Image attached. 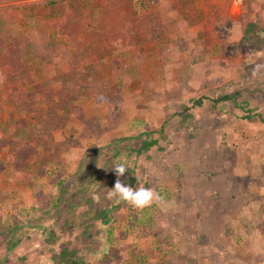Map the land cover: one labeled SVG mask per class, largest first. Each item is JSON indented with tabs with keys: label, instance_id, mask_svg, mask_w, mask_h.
Returning <instances> with one entry per match:
<instances>
[{
	"label": "crops",
	"instance_id": "obj_1",
	"mask_svg": "<svg viewBox=\"0 0 264 264\" xmlns=\"http://www.w3.org/2000/svg\"><path fill=\"white\" fill-rule=\"evenodd\" d=\"M8 2L0 1V215L14 264H57L55 256L70 239L60 224H71L78 214L98 210L105 201L101 196L94 203L87 198L88 189L102 183L108 190L113 187L115 174L106 182L104 169L127 163L119 155L120 148H129L128 135H136L137 142L154 134L149 141L156 140L155 147L158 134L176 135L181 126L176 124L185 123L186 114L196 108L213 110L219 125L230 117L224 130L217 125L204 135L184 138L187 148L201 151L196 164L189 165L193 168L186 171L179 151L173 168L163 167L184 178L192 172L193 180L206 182H215V175L202 168L205 144L220 128L238 152H244L257 131L255 139L264 147V122L250 119L262 116L254 103L264 109V95L248 104L237 96L216 108L211 100L216 90H238L247 67L264 63V43H249L264 36V0ZM23 39L24 57L18 59L11 43ZM113 92L122 95V102L118 117L111 120L109 104L100 97ZM224 106L230 107L228 114L222 112ZM54 123L58 128L45 132V125ZM230 142L215 145L228 148ZM138 148H130L129 155ZM47 204L52 206L45 211ZM73 210L75 216L67 214ZM196 211L207 219L222 206L205 204ZM117 213L125 214L123 205ZM118 222L110 225L117 227Z\"/></svg>",
	"mask_w": 264,
	"mask_h": 264
},
{
	"label": "rangeland",
	"instance_id": "obj_2",
	"mask_svg": "<svg viewBox=\"0 0 264 264\" xmlns=\"http://www.w3.org/2000/svg\"><path fill=\"white\" fill-rule=\"evenodd\" d=\"M0 1L6 3L9 0ZM261 25L264 32L263 23ZM249 43L261 47L264 36ZM254 65L248 66L242 77L250 79L248 84L255 92L252 99L260 100L264 95V78L252 75ZM21 78L28 79V76L21 75ZM254 105V109L264 117L262 106H258V102ZM224 107L222 112L228 114L227 108L230 107ZM180 109L184 111L186 108ZM193 111L191 129L199 133L198 136L206 134L207 130H215L213 128L220 123L219 120L214 121L216 117L208 107ZM230 119H223L217 129H226L224 124H231ZM176 125H181L180 130L175 132L176 135L169 138L164 133L158 134V145L142 156L135 153L129 155L128 152L132 147H141L142 140L152 139L155 135L151 134L147 138L142 135V140L136 139L137 142H134V134L126 137L129 148L126 151L120 148L119 157H123V160L125 157V165L134 171L136 182L133 188H151L160 195L161 200L143 209H136L122 202L125 214L114 213L118 215L119 226L89 222L88 224H94L90 230L91 237L82 233V227L70 233L69 243L66 242L70 248L78 249L86 258L90 256V252H97L85 264H264V147L255 139L258 131L254 140L252 137L249 139L250 142L242 153L235 148V141L230 142L228 132L221 133L222 128L218 130L216 137L212 134V139L207 138L204 152L206 158H203L202 168L207 175H215V182H206L207 180H193L192 172H186L184 178L185 175H178L176 172L172 175L169 170L163 169L164 166L173 168L171 162L177 158L179 151L180 156L186 158V171L190 170L188 168L194 166L189 165L196 164V156L201 152H198L199 147L193 150L187 148L189 145H186L184 138L188 141L192 137L184 123L179 121ZM182 129H185L186 134ZM218 140L230 142L229 147L218 149L215 145ZM185 145L186 149L181 151L180 147ZM89 155L93 157L94 153ZM116 165L117 163H112L109 169H104L106 182L110 180L109 174H115L112 186L117 179L114 170ZM104 184L89 187L87 198L98 200L99 197L106 196L107 199L104 198L101 205L112 204L113 201L115 203L114 199L108 197L109 190ZM208 189L211 193H207ZM205 204H218L219 207L222 206V211L218 215L211 212L210 218L206 219L204 214L196 211L200 205ZM3 220L5 219L0 215V264H14L8 257L10 244H7V237L5 238L6 230L1 228ZM120 254L122 260H118ZM154 254H157V258L161 256V259L154 258ZM15 264H23V261Z\"/></svg>",
	"mask_w": 264,
	"mask_h": 264
},
{
	"label": "trees",
	"instance_id": "obj_3",
	"mask_svg": "<svg viewBox=\"0 0 264 264\" xmlns=\"http://www.w3.org/2000/svg\"><path fill=\"white\" fill-rule=\"evenodd\" d=\"M25 41L26 40L23 39L17 43L12 44V53L18 59H23V57H24V43H25ZM249 81H250L249 78L244 77L238 86L239 89L236 90L235 92H232V93H231V90L229 89L232 86H227L226 88H223L221 90H216L217 92L213 93V97L211 99L213 107L216 108L217 105H219L220 103H223V102H228V101H233V100L236 101L237 96H244L245 97L244 103L248 104V101L252 100V95L255 93L251 89V86L248 84ZM10 85H12V84L10 83ZM6 87L8 88L10 86L6 85ZM12 87L15 88V85L13 84ZM99 92H101V90H99ZM100 100L106 101L109 103V117L111 120L118 117V114L120 112L121 102H122V95L119 92H113L109 96H107L105 94H101ZM197 105L201 106L202 100H199L197 102ZM250 119H259L262 122H264L263 116L250 117ZM185 122L186 123H184V124H185L187 132L190 134V136L193 138L197 137L199 135V133H197L196 131L191 129L192 128L191 125L193 124L192 123V115H190V114L186 115V121ZM58 126H59L58 123L46 124L45 125V132H50L53 129H57ZM156 144H157L156 140H153V141L152 140L151 141L146 140L142 143V146L140 148H138L136 150H131L130 153L131 154L137 153L139 156H142V155L146 154L147 152H149V150ZM126 169H127V171H126L125 176H124L125 177L124 183L134 187L135 182H136V178L133 176L134 171L131 168L126 167ZM82 183H85L84 180L82 181ZM121 203L122 202H120L115 207H113V206L109 207L108 205H106V203H104L103 205L98 207V210L95 209V211L92 210V208H89V209L83 211L82 213L78 214L77 219L76 220L73 219L71 224H70V221L65 220V223H62L60 225H61V227L64 226L69 233L74 232L76 229H81V227H82V231H83L82 233L91 237L92 235L90 233V230L92 229L94 224H88V223L89 222L90 223L91 222H100L102 225L112 224L113 222H115L117 220V218L114 217L113 215L115 212H117L118 210L121 209V207H122ZM51 204H53L54 207L57 205V203H55V202H53ZM51 206L52 205L47 204V205H44L43 208H44V210L45 209L48 210L51 208ZM72 209H73V207H72ZM74 211L75 210H73V213H67V214L68 215L72 214V216H75ZM68 215H66L67 219H68ZM68 226H71V227L73 226L75 229H73L71 227L67 228ZM95 253H97V252H95V251H93L92 253L90 252L89 253L90 256H88L86 258L84 255H81L82 253L78 249H72L68 245H66L60 250V254L55 256V261L57 264H85L86 261L88 262L89 257H92V255H95Z\"/></svg>",
	"mask_w": 264,
	"mask_h": 264
},
{
	"label": "clouds",
	"instance_id": "obj_4",
	"mask_svg": "<svg viewBox=\"0 0 264 264\" xmlns=\"http://www.w3.org/2000/svg\"><path fill=\"white\" fill-rule=\"evenodd\" d=\"M252 75L258 78H264V64H255ZM114 170L117 179L114 186L108 192L110 199H114L118 203L126 202L136 209H143L161 200L160 195L151 188L138 187L134 189L132 186L123 183L120 177H123L127 171L123 163L117 164Z\"/></svg>",
	"mask_w": 264,
	"mask_h": 264
}]
</instances>
